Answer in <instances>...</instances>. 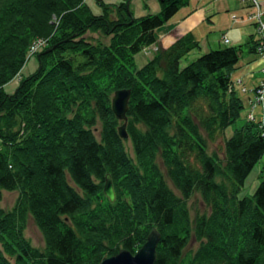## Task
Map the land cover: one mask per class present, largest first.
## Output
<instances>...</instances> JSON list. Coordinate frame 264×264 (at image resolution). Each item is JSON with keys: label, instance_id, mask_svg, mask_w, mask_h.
I'll return each instance as SVG.
<instances>
[{"label": "trees", "instance_id": "1", "mask_svg": "<svg viewBox=\"0 0 264 264\" xmlns=\"http://www.w3.org/2000/svg\"><path fill=\"white\" fill-rule=\"evenodd\" d=\"M189 1L157 0V13L134 17L125 3L95 0L94 14L85 0H0V203L18 193L11 210L0 207V264H101L134 254L151 229L153 264H264V166L253 194L237 198L264 156L259 123L243 113L246 90L230 81L241 46L221 35L224 47L199 54L188 32L135 64ZM97 33L107 44L85 38ZM255 44L254 34L247 54ZM33 56L36 71L21 76ZM119 90L129 91L124 140L110 110ZM216 138L222 159L207 152ZM193 194L207 212L190 220ZM28 217L44 250L25 237ZM190 240L196 249L183 255Z\"/></svg>", "mask_w": 264, "mask_h": 264}, {"label": "rangeland", "instance_id": "2", "mask_svg": "<svg viewBox=\"0 0 264 264\" xmlns=\"http://www.w3.org/2000/svg\"><path fill=\"white\" fill-rule=\"evenodd\" d=\"M89 3L94 14L100 12V7L95 3V0H85ZM109 4L125 3L129 12L134 17H140L146 14H155L158 12L157 0H101ZM249 8L246 4L239 2V0H190L188 6L181 8L171 19L167 22L164 27L160 28L156 36V47L152 46L148 54L144 57L138 55L135 57V64L137 67H141L145 63L146 59H151L153 53L157 49H166L173 44L179 37L190 32L198 42L199 50L198 53H205L208 50L217 49L218 47H224L220 45L219 39L221 35H225L231 46H241V53L238 62V68L230 75V81L233 84L240 82L242 88L246 90V94L243 98L247 101L246 107L243 113L248 111V114L253 115L255 120L259 121L261 109L259 106H253L251 101L253 98V90L257 87L261 81L260 69L262 66V60L254 55L247 54L244 44L248 42L250 36L255 34L254 27L251 23H248L245 19V15L248 13ZM209 17V21L205 18ZM86 39L93 42H100L101 44H107L108 38L97 34H86ZM155 49V50H154ZM154 50V51H153ZM147 50H143L146 52ZM197 51L190 53L186 56V60L192 58L193 54ZM186 61H181L180 66H183ZM37 61L33 56L24 66L21 71V76L27 77L37 69ZM17 81L9 84L5 87V92L12 94L17 87ZM241 87L236 86V90ZM263 105H264V94H263ZM248 108V109H246ZM252 111V113H251ZM247 114V115H248ZM247 118V116H246ZM264 121V117H263ZM259 123V122H258ZM238 124H233L228 127L225 131L226 135H230L232 130L238 127ZM99 127L95 131V136H98ZM126 153L130 156V146L126 141L124 144ZM207 152L210 154L214 152L219 159H222V145L221 139L216 138L213 143H207ZM264 166V156L261 160L253 167L244 180L243 186L237 194V198L250 197L257 184V174L260 168ZM163 171V169L161 168ZM167 186L177 195L176 191L173 190L172 186L166 181ZM17 192H3L2 201L0 207L4 211H9L15 205L17 200ZM187 209L190 220L193 219L194 215H200L206 213L207 210L201 202L197 194H193L187 201ZM25 237L31 243L34 248L44 250L43 237L34 221L31 217L27 219V225L25 230ZM197 244L190 240L184 250L183 255L191 254L196 249Z\"/></svg>", "mask_w": 264, "mask_h": 264}, {"label": "water", "instance_id": "3", "mask_svg": "<svg viewBox=\"0 0 264 264\" xmlns=\"http://www.w3.org/2000/svg\"><path fill=\"white\" fill-rule=\"evenodd\" d=\"M128 98V90H119L115 91L110 99L111 113L119 122H122L116 131L118 137L122 140L126 139L125 112L127 109ZM103 192L108 201L112 202L114 199V195L108 175H106L105 177ZM158 241L159 234L155 229H151L143 245L134 254H130L125 250H119L117 254L108 257L101 264H153L156 257L155 249Z\"/></svg>", "mask_w": 264, "mask_h": 264}, {"label": "built area", "instance_id": "4", "mask_svg": "<svg viewBox=\"0 0 264 264\" xmlns=\"http://www.w3.org/2000/svg\"><path fill=\"white\" fill-rule=\"evenodd\" d=\"M239 2L246 4L249 8L248 13L245 15V19L254 27L256 35L255 54L262 60V66L260 69L261 81L257 85L255 92H253L251 103L253 106H259L261 109L259 118L261 124H258V129L260 130L261 135L264 136V124H262L264 117V0H239ZM220 40L222 44L228 43V40L225 36H222ZM44 44L45 41L43 40H38L33 43L30 47V54H34L38 49L43 47ZM145 54H148V51ZM244 91V89H241V92ZM252 116L248 114L247 118L251 119Z\"/></svg>", "mask_w": 264, "mask_h": 264}, {"label": "bare ground", "instance_id": "5", "mask_svg": "<svg viewBox=\"0 0 264 264\" xmlns=\"http://www.w3.org/2000/svg\"><path fill=\"white\" fill-rule=\"evenodd\" d=\"M256 88H257V87H256ZM256 88H255L252 92H255ZM247 119H248V118H247ZM248 120H249V121H252V120H254V117L252 116L251 119H248ZM259 124H261L260 121H259ZM262 124H264V121L262 122Z\"/></svg>", "mask_w": 264, "mask_h": 264}]
</instances>
